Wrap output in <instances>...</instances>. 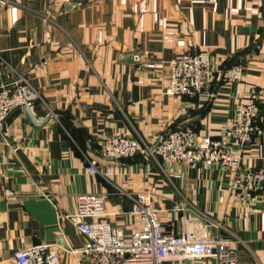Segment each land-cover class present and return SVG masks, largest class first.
<instances>
[{"label": "crops", "instance_id": "1", "mask_svg": "<svg viewBox=\"0 0 264 264\" xmlns=\"http://www.w3.org/2000/svg\"><path fill=\"white\" fill-rule=\"evenodd\" d=\"M185 51L211 55L210 95L166 92L169 61ZM0 54V84L15 69L45 99L13 110L0 128V264H17L16 252L37 243L51 244L63 264H87L77 251L86 236L67 217L85 193L106 195L101 218L125 235L139 230L131 199L113 184L145 192L167 232H179L183 214L203 216L232 240L238 264H264V190L232 191L219 166L169 165L143 149L114 161L102 148L117 131L153 144L179 125L220 137L256 91L263 133L245 147L244 163L264 166V0H0ZM234 62L242 79L223 82ZM88 157L114 167L113 183L89 172Z\"/></svg>", "mask_w": 264, "mask_h": 264}, {"label": "built area", "instance_id": "2", "mask_svg": "<svg viewBox=\"0 0 264 264\" xmlns=\"http://www.w3.org/2000/svg\"><path fill=\"white\" fill-rule=\"evenodd\" d=\"M0 59L5 61L1 54ZM13 71V77L0 84V128L16 107L25 104L31 108L37 101L45 103L41 90L32 80ZM215 73L209 53L179 52L169 61L165 90L174 95L199 96L206 92L210 95ZM220 75L223 82H238L243 77L242 64L224 68ZM260 98L255 91L241 99L234 113L226 118L220 137L201 135L191 126L179 125L162 133L151 144L141 136L117 131L105 137L103 153L108 159L119 161L134 158L143 149L150 158L169 165L219 166L231 173L229 188L232 191L251 194L264 190V166H249L243 160L245 147L256 135L263 133L259 123ZM50 114L54 112L50 110ZM3 134L11 132L6 129ZM87 160L90 173L100 174L112 182L109 178L115 173L113 166L101 169L97 160L90 157ZM113 185L118 194L131 199V213L139 216L142 227L125 235L120 228L101 218L106 214L105 194H81L77 210L67 217L86 236L84 246L77 251L87 264H174L203 258H214L220 264H238L232 240L213 231L219 227L218 222L183 214L179 232H167L159 210L152 206L145 192H132ZM176 208L186 209L187 206L178 204ZM15 259L17 264H63L58 251L48 243L22 248L16 252Z\"/></svg>", "mask_w": 264, "mask_h": 264}, {"label": "rangeland", "instance_id": "3", "mask_svg": "<svg viewBox=\"0 0 264 264\" xmlns=\"http://www.w3.org/2000/svg\"><path fill=\"white\" fill-rule=\"evenodd\" d=\"M238 105V104H237ZM237 107V106H236ZM236 109V108H235ZM253 141V140H252ZM243 156H244V153H243ZM243 160H244V158H243ZM247 165H249V166H256V165H253V164H247ZM257 167V166H256ZM230 179H231V173H230ZM262 191V190H261ZM258 192H260V191H258ZM239 193H242V194H250V193H245V192H239ZM253 193H256V192H251V194H253Z\"/></svg>", "mask_w": 264, "mask_h": 264}, {"label": "water", "instance_id": "4", "mask_svg": "<svg viewBox=\"0 0 264 264\" xmlns=\"http://www.w3.org/2000/svg\"><path fill=\"white\" fill-rule=\"evenodd\" d=\"M17 108H25L27 111L30 112L29 106H27V105H25V104H23V105H21V106H18V107H16L15 109H17ZM15 109H13V110H15ZM13 110H12V111H13ZM10 114H11V113H10ZM6 119H7V118H6ZM3 121H5V119H4Z\"/></svg>", "mask_w": 264, "mask_h": 264}, {"label": "trees", "instance_id": "5", "mask_svg": "<svg viewBox=\"0 0 264 264\" xmlns=\"http://www.w3.org/2000/svg\"><path fill=\"white\" fill-rule=\"evenodd\" d=\"M234 63H236V62H234ZM234 63H232V64H234ZM232 64H227L226 67H229V66H231Z\"/></svg>", "mask_w": 264, "mask_h": 264}]
</instances>
